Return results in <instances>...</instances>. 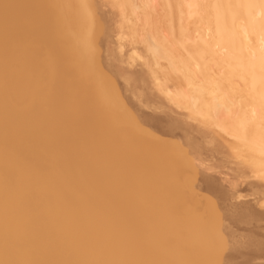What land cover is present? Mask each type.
<instances>
[{"label": "bare ground", "instance_id": "1", "mask_svg": "<svg viewBox=\"0 0 264 264\" xmlns=\"http://www.w3.org/2000/svg\"><path fill=\"white\" fill-rule=\"evenodd\" d=\"M5 1H7V0H5ZM19 1L21 2L22 0H19ZM33 1H36V0H33ZM42 1H41V3H42ZM45 1H47V0H45ZM45 1H44V3H45ZM64 1H62V2H64ZM81 1H83V0H81ZM81 1H79V2L83 3ZM86 1H88V0H86ZM86 1L84 0L85 3H86ZM172 1L173 0H166L165 2H166V7L169 8L170 13L174 14L175 11L180 10L181 3L183 0H176L175 2H172ZM197 1H199V2H197ZM197 1L191 0V2L189 1L188 3H189V5L194 6V8H196V6H199V8H203L205 6L204 3H201L200 0H197ZM204 1L202 0V2H204ZM20 2H18V3H20ZM73 2H75V0H73ZM2 3L5 4V2H2V0L0 2V56H2V55L6 56V55L13 53L14 50L18 48L17 43L21 44V42H18V41L15 42L16 40L14 41V38L16 36H14V38H13V35H11V33L14 31L15 26L12 27L10 24H8L7 19H9L8 18L9 14H6L3 12L4 9H2V7H6V6H4ZM44 3H42V4H44ZM121 3H124L123 0L121 1ZM206 3H207V0H206L205 4ZM26 4L27 3H25V5ZM46 4H47V2H46ZM208 4H209L208 6L210 8H207V9L204 8V9L210 10V13L208 14V18H209L208 20L209 21L206 23L203 22V26L201 27L200 31L198 32V36H197L198 41L194 44V46L183 45L182 51H183V53H185V55L186 54L188 55V58L191 60V63L193 65H196L199 67L198 71H200V74H202L203 77H205L204 80L206 78L213 79L214 75H216V74L221 75L220 85H219L220 89L217 91V93H218L217 97L212 96L215 98V99H213L211 97V95H208V98L210 96L211 99L214 100V101H212L213 103L210 105L211 106L210 108H212L211 111H213V112L221 111L220 112L221 114H222V112L227 113V114L229 113L231 116L238 115L237 116L238 118L236 120H234V122L231 121L230 125L232 124V126L230 127V129H227V130L219 129V130L220 131L223 130L225 132V133L223 132L224 135L227 133L229 135V137L230 136L233 137L237 141L238 145L242 144L243 147H245V149H247L249 151H253L252 154L254 153V156L252 154L251 155H252V157L256 158V160H257L256 164L262 165L264 163V161H263L264 160V0H210ZM9 5H10V3H9ZM11 5H12V3H11ZM30 5L33 6L34 4L32 5L30 3ZM57 5H58V3H57ZM64 5L65 4H63V6ZM84 5H86V4H84ZM185 5H186V3H185ZM67 6H69V5H67ZM73 6H75V5H72V7ZM121 6H122V4H121ZM25 7H27V6H25ZM34 7H36V6H34ZM34 7H31L32 10ZM117 8H119V7H117ZM29 9L30 8L28 7V10ZM65 9L67 10V8H65ZM93 9H95V8H93ZM204 9H199V10H204ZM72 10H74V9H72ZM85 10H86V8H85ZM80 11H82V10H80ZM80 11H79V13H80ZM10 12H11V10H10ZM85 12H87V10ZM129 12H131V11H129ZM29 13L25 14L28 16H25L23 14L25 16V17L23 16V18H25V23L26 22L28 23V20L26 17L31 16V15H29ZM70 13H71V15L73 14L72 11ZM88 13H89V11H88ZM17 14H19V13L17 12ZM64 15H65V12H64ZM13 16L14 15H11L12 18H13ZM14 17H16V16H14ZM37 17L35 18V20L38 19ZM79 17H81V16H79ZM32 18H33V15H32ZM32 18L30 19L31 21H33V19H34V18L33 19ZM66 18H67V16H66ZM87 18H90V17H87ZM56 19H59V18H56ZM10 20H11V18H10ZM40 20H41V18L38 20V22L35 21L34 22L35 24L32 22L35 25L36 30H37V26H39L38 23L43 22ZM83 20H84V18H83ZM23 21H24V19H23ZM23 21L21 23L23 24L22 27H24L23 28L24 30H26V28L29 27L30 25H33L29 21L30 25L26 23L27 24V26H26ZM36 22H37V24H36ZM65 22H66V20H65ZM48 23H49V21H48ZM91 24L93 25V23H91ZM17 26H18V23H17ZM41 26L43 28V25H40V27H39L40 29L38 28L39 30H41ZM45 26L47 27L48 25H46V23H45L44 29L46 28ZM19 27H21V26H19ZM22 27H21V30H22ZM32 27H34V26H31L30 28H32ZM70 27H72V26H70ZM82 28H86V27L84 26ZM35 29L34 28H33V30L27 29L25 32H28V30L34 31ZM47 29H48V27H47ZM17 30L18 31H16V32H19V34H20V32L21 33L23 32V30L20 31V28L19 29L17 28ZM51 30H52V28H51ZM85 30L86 29H84L83 31L85 32ZM42 31H40V33H38L39 31L36 32V38L38 40H40V39L42 40L44 38V35H45L44 33L46 31L44 30L43 35L41 34ZM91 31H92V34H94L93 33L94 32L93 27H92ZM50 32L52 35L53 34L52 32H54V31H50ZM50 32H48V33L46 32V33L50 34ZM14 33H15V31H14ZM25 34L26 33H24L23 35L25 36ZM34 34H35V32H34ZM58 34H60V33H58ZM88 34H89V32H88ZM21 36H22V34H21ZM52 36H49L48 39H51L50 37H52ZM90 36L89 37L92 38L91 34H90ZM86 37H88V35ZM29 38H27V39L29 40ZM74 38H76V37H74ZM94 38H95V35H94ZM22 40H24V39H22ZM34 40H36V39H34ZM19 41H20V39H19ZM32 41H29V42H32ZM78 41H81V40L78 39ZM78 41H76V42H78ZM87 41H89V40H87ZM33 42H32V44H33ZM57 43H59V42H57ZM88 43H90V42H88ZM36 45H38V44H36ZM89 45H91V44H89ZM63 46H64V44H63ZM48 48H50V47H48ZM85 48H87V47H85ZM90 50H93V49L85 50L87 52H85L84 56H83L84 60L87 62L86 66H87L88 71L86 70V67H84V65H80V63L77 60H76L77 62L72 63V64L70 63L71 65L69 64L68 66L67 65L62 66V64H63L62 63L61 65L55 64L56 66L51 65V67L48 68L51 75L57 73L58 71L59 72L63 71V73L64 72L65 73H64V75H61L62 73L61 74L58 73V75L60 74L59 76H55V75L50 76L49 75V78L52 77V78H50L51 79L50 85H52L51 86L52 89L50 88L51 89V90H49L50 93L47 90L45 91V94H47V96L45 95L44 98L45 97L48 98V100H46V101L45 100L43 101L42 99L38 100L37 99L38 97L37 98H35V97L30 98L31 97L30 96V97L25 98L24 97L25 95L23 97L21 96L22 99L20 96H18L17 99L15 100V97H14L15 95L13 93H11V97L6 98L9 96L10 90L12 91L15 87H18L17 85L20 84L19 86H21V84L23 85V83H25L24 78H25V75L27 73H25V75L15 73L14 70H12L13 68L10 70V67L9 68L7 67L8 64H6V61H4L5 62L4 64H6L7 66L3 65V63L2 64L0 63V77L1 76L3 78H5L7 76L9 77V79H8L9 82L8 83L6 82L7 84H6V86L4 85L5 87H2L3 84H0V264H161V263H164L165 261L166 262L168 261V264L170 261H172V263L170 262V264H178V262L180 264V262L182 260L186 261L187 264L188 263L189 264H191V263L200 264V261L202 263L203 260H206V259H202L203 256H207V254H209V253L212 256L213 253L211 251L214 252V249H216L218 246H219L218 250H223V255L220 258V260L222 258H224V256L226 257L227 255H224V249L223 248L220 249L221 248L220 246L223 245L222 247H224L226 245V244H223L224 242H226L225 239L221 240L220 239L221 237L220 238L218 237L220 241H223V240H225V241H223V243H220L222 245H219V243H217V242H219V240L217 238L218 241L217 242L215 241L217 244H215V242H214V245L211 244L212 246L209 245V243H211V241H212V240L211 241L209 240V239H211V236L208 237V235L204 234L205 235L204 238L206 239L208 237L209 238L208 241H210L209 243H207V245L204 244V242H201V240H199L198 237L203 233L202 228L204 226H207V225L203 226V224H205L204 223L205 221L203 222V220H202L203 218L198 219L199 217H204V214L202 213L203 215L200 216V214L197 213L198 208H197L196 203H195L196 208H194L195 206H187L190 208L189 209L186 208L187 210L182 211L183 213L180 212V214L182 213V216H183V217H180L181 215L179 213H178V215L175 213H172V212L167 214L166 211H168L167 209H169V208H167L166 206H165L166 210L165 209L163 210V212H166V213L163 214V212H161L162 208H160V207H162L164 205L166 197H163V195H162L163 192L159 191L158 190L159 188L156 189L158 192H155L156 190L155 191L152 190L153 192L150 190V193H148L149 192L148 189H150L151 188L150 187V188H147V191H146L147 193L145 191H142L144 193L141 192V194H139V193H137V194L136 193H129V194L126 193L128 190L125 191L124 190L125 188L123 189L122 187H125V186L131 187V185H134L133 182L138 183V181H141V180H135V181L129 180L127 182L125 181V183H127V184H124L123 183L124 181L121 180L119 175H121L123 172L125 173L126 170H127L126 171L127 173L129 171H132L133 170L132 167L130 168L127 166V168L132 169L129 171L127 168H125L126 170L124 171L123 167H122L123 170H121V168L118 167L116 164L107 163V161L105 160V154L113 155V154L117 153L118 150H126L124 148H127L126 147L128 144L127 142H125L124 144L121 142V144L119 143V145L115 144L111 147L109 146L110 147L109 149H104L103 148L104 146H102V144L99 142V140L90 136L91 138L90 137L88 138L89 141H87V139H86V141L88 143L87 144L85 143V145L83 144V142H82L84 140L83 138L86 136L84 131L86 132L87 127H89L90 125L94 124L96 121L99 120L98 118H95L96 114L99 115V113H101L104 110L103 111L105 113L104 115L105 116L107 115L106 110L103 107L106 105L107 102H108L107 104L109 105V103H111L110 101L112 100L111 99L109 101V99L108 100L107 99H101L102 100L101 101L100 99H98V100H95V102L93 101L94 106L92 108H86L84 106V102L82 99L87 98L86 97L87 95L89 97L91 94V91L94 90V89H92L93 85H91L92 84L91 82H93V79L90 80L88 78L91 76L89 73L90 69L92 68V66L97 61V54H96V52L92 53V51H90ZM79 51H82V50H79ZM35 53H37V52H35ZM53 54H54V52H53ZM98 54H99V52H98ZM35 55L38 57L39 53L35 54ZM98 57H99V55H98ZM71 60L73 61V59H71ZM66 62H67V60H66ZM59 63H61V62L59 61ZM93 67L95 68L96 64ZM88 68H90V69H88ZM65 69H66V71H64ZM84 70H86V72H84ZM12 71L14 72L13 74H12ZM15 71H16V69H15ZM24 72H26V71H24ZM81 73H86V74H81ZM87 73H89L88 77H87ZM91 74L93 76V73H91ZM31 78H32V76H31ZM46 79H45V81H46ZM36 80H38V79H36ZM41 80H40V82H41ZM32 82H34V81H32ZM99 82H101V81L99 80ZM28 83H26L25 85H28ZM38 83H37V85L34 84V86H30V87L28 85V88L29 89L33 88V91L35 90V93L37 90H40V89L43 90V88L40 87L41 85L38 86ZM10 86L13 89H10L9 88ZM25 87H27V86H25ZM97 88H100V87H97ZM208 88H209V86L207 87V90L210 91V93H212L214 91V89H211V88L208 89ZM8 89H10V90L8 91ZM90 89H91V91H90ZM26 91H27V89H26ZM104 91H107V90H104ZM121 91H123V90L121 89ZM234 91L243 92L244 94L246 93V94H248L247 96L249 97V101H246V104H242L241 107L239 106L240 110H238V108H239L238 104H237L238 101L236 102V99L239 97V94L234 92ZM19 92H20V89H19ZM46 92H48V93H46ZM93 92L95 93V91H93ZM15 93H17V92H15ZM233 93L238 94L237 95L238 97L236 99H235V94H233ZM102 95H103V93H102ZM116 95H118V94H116ZM116 95L114 97H116ZM106 96H107V94H106ZM110 96H111V94H110ZM241 96H242V94H241ZM241 96H240V98H241ZM119 97L121 98V95H119ZM23 98H25V99H23ZM96 98H98V96ZM111 98H112V96H111ZM240 98H238V99H240ZM55 99L60 100V102L58 103V104H60L58 106V108L56 110H53V111H49V110L45 111L44 110L45 106L47 104H49L51 101H54ZM115 99H119V98H115ZM121 99H120L121 102L117 101V100H115V101L112 100V101L118 103V104L115 103L116 106L117 105L119 106L120 103L125 104L126 101H125V103L123 101L125 99H122V100ZM103 100H104V103H103ZM240 101H241V99L239 100V103H241ZM54 102H51V103L53 104ZM127 102H128V100H127ZM15 103H21L22 106L20 108H17V110L10 109V108H12L10 106H13ZM125 105H127V107L130 109L128 104H125ZM72 106H73V108H72ZM110 107H112V105ZM113 107H114V105H113ZM128 108H126L127 111H128ZM7 110L10 112H8ZM131 110L132 109H130V111ZM108 111L110 113V111H112V108H110ZM130 111L128 112V114L130 113ZM89 113L95 114L94 118L92 117L93 116L92 115L89 118L90 122H88V123H86V121L80 122L79 119H81V117L83 115L89 114ZM131 114H132V112H131ZM112 115L114 116V114H112ZM137 115L138 114H136V116H134V117L136 118ZM100 116H98V117H100ZM105 116H103L102 118H105V119L108 118ZM129 117H131V115L128 116V118ZM85 118H86V115H85ZM135 118L131 117L129 120L131 121L132 119H135ZM228 118H230V117H228ZM91 119H93V120H91ZM217 119H218V117H217ZM113 120H114V118L112 120H110L111 123H113L112 122ZM137 120H138V118H136V121ZM136 121H135V123H139L138 121L137 122ZM107 122H108V120H107ZM133 122L134 121L129 122V123H133ZM98 123H100V122L98 121ZM102 124H103V122H102ZM194 124H196V123L194 122ZM107 125H108V123H107ZM103 126H104V124H103ZM105 126H106V124H105ZM105 126H104V128H105ZM145 126L142 125L141 127H139V126L138 127L140 129V128L145 127ZM95 127L93 126V128H95ZM208 127H207V129H208ZM98 128H99V126H98ZM106 128H108V127H106ZM113 128H114V125H113ZM120 128H122V127H120ZM150 128H151V126H150ZM219 128H220V126H219ZM139 129L136 128V130H138L137 132H139ZM145 129H143V130H145ZM100 130H98V132ZM116 130H118V129H116ZM150 130L151 129H149L147 131H150ZM191 130H192V128H191ZM217 130L218 129H216V131ZM119 131H117V132H119ZM106 132L107 131L102 132V134H100V136L105 137V140H104L105 142L107 139L106 137L109 136V139L107 141L108 144L110 143L111 139H115V138L119 139V134L121 133V132L120 133H113V135H111L109 133L106 134ZM217 132H219V131H217ZM111 133H112V131H111ZM148 133H150V132H148ZM218 134L220 135V133H218ZM87 135H89V133ZM124 135L126 136L125 133H124ZM124 135H123V137H125ZM150 135L152 136L151 133H150ZM154 135H156V133L153 132V136ZM93 136H94V134H93ZM96 137H98V136H96ZM120 137H121V135H120ZM135 137L136 138H134V140L138 138L137 136H135ZM156 137H157V135H156ZM160 137H161V135H160ZM132 138H133V135H132ZM180 138L178 137V139H180ZM226 139H228V138H226ZM101 140H102V138H101ZM140 140H141V138H140ZM168 140H167V142H168ZM175 140H176V138L174 139V141ZM238 140H239L240 144H239ZM113 141L114 140H112V142ZM143 141H144V139H143ZM131 142H133V141H131ZM177 142L179 144H182V142H179V141H177ZM156 143H157V141H156ZM169 143H167V144L169 145ZM173 143H174L173 144V146H174L176 143L175 142H173ZM117 144H118V141H117ZM164 144H163V146H164ZM132 145H133V143H132ZM132 145L130 147L135 146V145H133V146ZM149 145L151 146V144H149ZM176 146H177V144L175 145V147ZM183 146H182L180 152H184L185 150H186V152H188L187 149L182 151V149H184ZM208 146L209 145H207V147ZM230 146H232V145H230ZM165 147H166V145H165ZM169 147H170V145L168 146V149H169ZM171 147H172V145H171ZM180 147H176V149L180 148ZM105 148H108V147H105ZM236 148H237V144H236ZM2 149H6V150H2ZM142 149L144 152V148H142ZM150 149L152 150V148H150ZM134 150L137 151V149H134ZM156 150H157V148H156ZM243 151H244V149H243ZM171 152H173V151H171ZM175 152H173V153H175ZM136 153L134 152L135 156H136ZM154 154H157V151H156V153L154 152L153 155ZM167 154H169V153H167ZM236 154H238V151L234 154L237 157ZM130 156H134V155H130ZM146 156H148V155H146ZM170 156H168L167 158H169ZM156 157H157V155H156ZM174 157H176V154ZM190 157H192V156H190ZM190 157H187V159L189 158L188 160H186V158H184L183 160H185L187 163H188V161L192 162V161H190V159H191ZM248 157H250V156L249 155L246 156L247 160H248ZM139 158H138V160H140ZM157 158H155V159H157ZM182 158H183V154H182ZM193 158L194 157H192V160H193ZM237 158H239V157H237ZM242 158H244V157H242ZM150 159H151V157H150ZM176 159H178V158H176ZM253 159L251 161H253ZM261 160H262V162H261ZM185 161H183V163ZM128 162L130 163V161H128ZM134 162H136V161H134ZM154 162H156V161H154ZM87 163H89V166H85ZM131 164H134V163L131 162L130 165ZM136 164L137 163H135V166H136ZM154 164H156V163H154ZM169 164H170V162H169ZM127 165H128V163H127ZM143 165H146V164H143ZM178 165H179V163H178ZM202 165L203 164H201V167H202ZM160 166H161V164H160ZM155 167H156V165H155ZM168 167H170V165ZM262 167H264V166H262ZM143 168H145L147 170V167L143 166ZM138 169H137V171H138ZM164 169H165V167H164ZM168 169L170 170L171 168H168ZM142 171H144V170H142ZM151 171L154 172L153 170H151ZM159 171H161V170H159ZM192 171L193 172L195 171V173L193 175L196 177L197 176V175H195L196 170L194 169ZM197 171H199V169ZM167 172H168V170H167ZM259 172L260 171H258V173ZM154 173L151 175H154ZM197 174H198V172H197ZM131 176H133V175H131ZM147 176L145 177L146 180H148L150 174H149L148 178H147ZM263 176L262 177L260 176V177H261V179L264 180ZM137 177H138V175H137ZM142 177L143 176H140V178H142ZM159 177H158V179L155 180L156 182H157V180H161V178L159 179ZM174 177H175V175H174ZM254 177L257 178V175ZM169 178H171V177H169ZM226 178H227V176H226ZM258 178H259V176H258ZM14 179H17L18 183H16V181L14 182ZM135 179H137V178L135 177ZM171 180H172V178H171ZM193 180L195 182V178ZM150 181H152V179ZM162 181H164L163 177H162L161 181H158V183H160ZM128 182H130L131 184L128 185ZM164 182H166V181H164ZM197 182H196V184H197ZM139 183H140V186L138 185L139 188H142L141 182H139ZM158 183H155V184H158ZM171 183H172V181H171ZM181 183H179V184L181 185ZM227 184H229V183L227 182ZM136 185L137 184H135L134 186L136 187ZM147 185H148V187L150 186L149 183ZM158 186H160V185H158ZM166 186L169 187V185H166ZM177 186H179V185H177ZM228 186H230V185H228ZM171 187H173V184H171ZM155 188H153V189H155ZM231 188H233V186ZM144 189H146V188H144ZM179 189H181V188H179ZM201 189H202V187H201ZM161 190H163V188ZM173 190L174 189H172V191ZM188 190H191V188ZM194 191H196V190H194ZM160 192H162V193H160ZM165 194H167V193H165ZM237 194H238V192H237ZM187 195H190V194L187 193ZM206 195H204V196H206ZM234 195L236 196V194H234ZM241 195H242V193H241ZM190 196H192V195H190ZM198 196H199V194H198ZM210 196H212V195H210ZM243 196H245V195L243 194ZM176 197H175V199H176ZM183 198H185V197H183ZM238 198H239L238 200H240V198H241L240 195ZM253 198H254V196H253ZM187 199H188V197L185 200H187ZM167 200L169 201L170 199H167ZM193 200H195V198L192 199V205H193ZM204 200H206V199H204ZM212 200H214V199H212ZM238 200H236V201L239 202ZM234 201L235 200H233V202ZM189 202H191V200H189ZM189 202L187 201V203H189ZM184 203L186 204V202H184ZM213 203H215V202L213 201ZM261 203H264V202H261ZM178 204L179 203H177V206H178ZM189 204H191V203H189ZM169 205H168V207H170ZM215 205H216V203H215ZM262 205L263 204H261V207H263ZM177 206L174 205L175 208ZM183 206H185V205H183ZM205 206H206V204H205ZM205 206L202 205V207H204V208H205ZM179 207H178V209L184 208V207H180V208ZM219 208L216 210V211H218V213L222 211V210L219 211L220 210ZM215 209H213V210H215ZM175 210L177 212V209H175ZM200 210H199V212H200ZM225 213H229V212H225ZM196 214H198V216ZM205 214H206V211H205ZM211 215H212V213H211ZM214 216L215 215H213V217ZM211 218H212V216H211ZM24 219H27L30 221L29 225H30V229L32 226V228H33L32 230L28 229L27 224H25ZM219 219H221V218H219ZM226 219H227V217H226ZM208 220H209V217H208ZM214 220H217V219H214ZM212 222H214L213 218H212ZM220 222L221 221H219V223ZM210 224H208V226H210ZM228 224H229V222H228ZM238 224H240V223H238ZM212 225H214V224H212ZM219 226H221V224ZM210 227H209V229L211 231L212 227L211 228ZM230 227L231 226H229V229H230ZM204 228H206V227H204ZM213 228L217 229V231H218V228H215V227H213ZM206 229H208V227ZM217 231L214 233H217ZM179 232H183V236L186 232L185 236L184 237L182 236L181 241L179 240L180 236L177 235V234H180ZM205 232L206 231H204V233ZM207 232H209V230ZM197 233H200L195 239V241H197V242L194 241L195 242L194 243L193 242L194 239H192L193 243H191V241H190V244L188 242L189 245L187 243L185 244V241H183V239H185V237L192 235V238H193V236L197 235ZM209 233H211V232H209ZM224 233H226V232H224ZM187 234H188V236H186ZM218 235H220V234H218ZM218 235H216V236H218ZM222 235H225V234H222ZM170 236H173V237L170 238ZM243 236L244 235L242 234V237ZM212 237H214L213 240H215L216 237L214 235ZM247 237L248 236L243 237V238H245V241L247 240L246 239ZM168 238L171 240V242ZM202 238H203V236H202ZM222 238H223V236H222ZM164 239H167L168 241L165 243H161V242H164ZM189 239H191V238H188V240ZM152 240H154V242ZM176 240H178L179 242H183V245L185 244L184 245L185 248L182 246V244L180 246L178 244L179 242ZM202 240L205 241L204 239H202ZM229 240L230 241L233 240V237H232V239H229ZM151 241L154 243L155 249L150 247V244L152 243ZM157 241L160 243H158ZM172 241H174L176 246L177 245L178 246L174 247V243H172ZM206 241H205V243H206ZM153 243L151 245H153ZM156 243H157V246H156ZM212 243H213V241H212ZM158 244L159 245L164 244L162 248L165 247V250L161 248V251H165V253L163 252V254H162V252L160 251V247H158L159 246ZM165 244L172 245V249H170L171 246H169V245L167 246ZM228 244H229V242H228ZM230 246L231 245L229 244V247ZM178 247L179 248L181 247L180 250ZM182 247L184 249H186L185 250L186 253H183L185 251ZM166 248H168V250L170 252L172 250L171 254L174 253L173 251L175 250V253L172 254L171 257L177 256L176 258L179 260H177L176 258H175V260L173 258H171L169 253L166 254V251L169 252ZM225 248H226V246H225ZM235 248H238V247H235ZM181 249H183V251H181ZM156 251L161 252L160 254H162V256L166 255L167 257L158 256L159 252L157 254ZM228 251H229V249H228ZM187 252H188V255H187ZM192 252L194 254H189ZM177 253H178V255H177ZM182 253L184 254V257L182 255ZM221 253H222V251H221ZM219 255L217 254L218 257H219ZM178 256H181L182 258H180ZM192 256H195V257L192 258ZM170 258H171V260H170ZM189 258H192V259L201 258L202 260L196 259L194 261V260L189 259ZM213 259H214V255H213ZM212 260H211V258H210V260L208 259L209 262H207V263H210ZM218 260L216 259V261H218ZM222 260L220 261L221 264H223V262H225L224 261L225 259L223 261ZM184 261H182V262H184ZM197 261H199V262H197ZM214 261H213V263L212 262L211 263L214 264ZM256 261H257V259H256ZM182 262H181V264H182ZM259 263H261V261ZM216 264H217V262H216Z\"/></svg>", "mask_w": 264, "mask_h": 264}, {"label": "rangeland", "instance_id": "2", "mask_svg": "<svg viewBox=\"0 0 264 264\" xmlns=\"http://www.w3.org/2000/svg\"><path fill=\"white\" fill-rule=\"evenodd\" d=\"M36 1L22 0L20 2L19 0H7V1L2 0V2H5V4L4 3H2V4L4 6H6V7H2V9H4L3 12L6 14H9V17H8L9 19H7V22L12 27L15 26L14 27L15 33L13 31L12 32L13 34L11 33V35H13V38H14V36H16L14 38V41L16 40L15 42H17V41L21 42V44L17 43L18 48L16 47L17 49H15L13 53L6 55V56H4V55L0 56V58H1L0 63L1 64L3 63V65H5V66H7L6 64H8L7 67L8 68L10 67V70L13 68L12 70H14L15 73L24 74V75H25V73H27L25 75V78H24L25 83H23V85L21 84V86H19L20 84L17 85L18 87H15L14 89L10 86L9 88L13 89V90L11 91L10 89H8V91L10 90L9 96L6 98L11 97V93H13L15 95L14 96L15 100L17 99L18 96L23 97L24 95H25L24 96L25 98L31 96L30 98H34V97L37 98L38 97L37 98L38 100L39 99H42L43 101L48 100V98H46V97L44 98V96L45 95L47 96V94H45L46 90L50 93L49 90L52 89V87H51L52 85H50L51 84L50 78H52V77L49 78V75L50 76H52V75L53 76L54 75L59 76L61 73H62L61 75H64V73H65V72L63 73V71H60V72L58 71L57 73L51 75L48 68H50L51 65L56 66V65H61L62 63L64 64V65L62 64V66H65V65L68 66L70 63L72 64V63H75L78 61L80 63V65H84V67H86V70H87V66H86L87 62L84 60L83 56H84V53L87 52L85 50L93 49L90 51H92V53L96 52L97 61L95 62V64H96L95 68L93 67L95 64L92 66L91 69L88 68V69H90L89 73L91 76H92L91 73H93V76L92 77L90 76L91 78L89 77L88 79H90V80L93 79V82H91L92 84L90 82L89 83L91 85H93L92 89H94V90L91 91V89H90V91H91L90 96L88 97V95H87L86 96L87 98L82 99L84 102V106L86 108H92L94 106L95 100H98V99H100V100L101 99H107V100L109 99V101L112 99L114 101L115 100L120 101V99L122 98V99H125V100H123L124 103L126 101L125 104H128V106L132 110L130 111V109L127 107V105L122 104V103H120L121 105L119 104V106L118 105L116 106L115 105L116 102H113L112 100L110 101L111 103H109V105L107 104L108 102L107 103L105 102L106 105L103 108L106 110L107 115L106 116L104 115L105 113L103 112L104 111L103 109H102L103 111L101 113H99V115L96 114L95 118H98L99 119L98 121L101 124L98 123V121H96L97 123L95 122L94 124L87 127L86 132L84 131L86 136L83 138L84 139L82 141L83 144L85 145V143L86 144L88 143L87 141H89L88 138L90 136L99 140V142L102 144V146H104L103 147L104 149H109L111 146H113L115 144L119 145V143L121 144V142L123 144L125 142H127L128 143L126 146L127 148H124L126 150H118V152L113 154V155L105 154V160L107 161V163L116 164L118 167L121 168V170L124 169V171H125L126 170L125 168H127V166L130 168L132 167L133 170L130 168H127L128 171L129 170H132V171H129L127 173L126 172L127 170H126L125 173L123 172L121 175H119L121 180L124 181L123 182L124 184H127V183H125V181L127 182L129 180L130 181L141 180V181H138V183L133 182L134 185L137 184L136 187L134 185H131V187L127 186L128 188L126 186L122 187L123 189L125 188L124 189L125 191L128 190L126 193H128V194L129 193L141 194L142 191L146 192L147 188L151 187L150 189H148L149 190L148 193H150V190L155 191L156 189L159 188L158 190L163 192V193L160 192V193H162L163 197H166L164 205L162 207H160V208H162L161 212H163L164 209L166 210V207H167V208H169V209H167L168 211H166L167 214L172 212V213H175L178 215V213L180 214V212L187 210L186 208H188V209L190 208L187 206H195L194 208H196V204H197V208H198L197 213H199L200 216H202L204 214V217H199L198 219L203 218L202 219L203 222L205 221L204 222L205 224H203V226L207 225L204 227H206V228L208 227V229H206L204 227H203L204 229L202 228L203 233L198 238H199V240H201V242H204V244H206V245L211 240L213 241V243L211 241V243H209V245H211V244L214 245V242L215 241L217 242L220 237H221L220 238L221 240L222 239L226 240V242H224V243H223V241H225V240H223V241L219 240V242H217V243H219V245H222L220 243L226 244L225 245L226 248H225V246L222 247L223 245L220 246L221 247L220 249H222V248L224 249V255H227L226 257L224 256V258H222L223 260L225 259L224 260L225 262H223V264L224 263L225 264H264V256H263L264 255V225H263L264 224V208H263L264 203H261V202H264V180L261 179V177L264 175V173H263L264 167H262V166H264V163L262 165L260 164L261 166L257 165L256 164L257 163L256 158L252 157V155L254 156V153L252 154L253 151H249V150L245 149V147H243L242 144L238 145L237 141L233 137H231V136L229 137V135L227 133L224 135L223 134L224 131L219 130V129H224V130L230 129V127L232 126V124L230 125L231 121L234 122V120H236L238 118L237 117L238 115L231 116L229 113L227 114V113L222 112V114H221L220 113L221 111H217V112L211 111L212 108H210L211 107L210 105L213 103L212 101H214L213 100V99H215L214 97H217V95H218L217 91L220 89L219 85H220L221 75L216 74V75H214L213 79L206 78L204 80L205 77H203V75L200 74V71H198L199 67L196 65H193L191 63V60L188 58V55L187 54L185 55V53H183V51H182L183 45L194 46V44L198 41V38H197L198 32L200 31L201 27L203 26V22L206 23L209 21L208 20L209 19L208 14L210 13V10L209 9L205 10V9L210 8L208 6L209 5L208 3L210 0H207L206 4H205L206 0L205 1L203 0L204 2H202V0H200L201 3H204V5H205L204 6L202 4L204 6L203 8H199V6H196V8H194V6H191L188 3L189 1L191 2V0H188V1L183 0L184 2L182 1L180 10L175 11L174 14H171L169 11V8L166 7V2H165L166 0H141V1L140 0H123L124 3H121L122 0H118V1L117 0H88V1L85 0L86 3L84 2V0L83 1H81V0L76 1L75 0V2H73V0L72 1L71 0H65V1L64 0H58V1L57 0L56 1L55 0H50V1L49 0H47V1L41 0L42 3H44V1H45L44 4H42L40 0L39 1L36 0ZM62 1H64V2H62ZM79 1L83 2L87 6L84 5L83 3H80ZM175 1L176 0H173L172 2H175ZM195 1H197V0H195ZM0 2H1V0H0ZM18 2H20V3H18ZM46 2H47V4H46ZM197 2H199V1H197ZM9 3H10V5H9ZM11 3H12V5H11ZM25 3H27V4L25 5ZM30 3L32 5L33 4L34 5L31 6ZM57 3H58V5H57ZM185 3H186V5H185ZM63 4H65V5L63 6ZM66 4L69 6H67ZM71 4L75 5V6L72 7ZM121 4H122V6H121ZM25 6H27V7H25ZM30 6L31 7L36 6V7H34L32 10V8ZM28 7L30 8L29 10H28ZM115 7L116 8L119 7V8L116 9ZM65 8H67V10ZM76 8L77 9L79 8V9L77 10ZM85 8H86L87 12H85L86 11ZM93 8H95V9H93ZM72 9H74V10H72ZM199 9H204V10H199ZM10 10H11V12H10ZM80 10H82V11H80ZM128 10L131 12H129ZM71 11L73 13L72 15L70 13ZM79 11L81 14L79 13ZM88 11L90 14L88 13ZM17 12L20 15L17 14ZM27 12L28 13L30 12L29 15H31L30 16L31 18H32V15L34 18V19L32 18L33 21H31L30 17H26L28 20V23L26 22L27 24L30 25V23H32V22L33 23L35 21L38 22V20L40 18H41L40 21H43L42 23L41 22L38 23L39 26H37V30L35 29L36 28L34 25L35 23L34 24L32 23L33 25H30L27 28L25 27L26 30L27 29L33 30V28H34L36 31L35 30L34 31L28 30V32H25L26 30H24L23 29L24 27H22L23 24L21 22L23 21V19H24V21H23L24 24L27 26V24L25 23V18H23V16L25 14H28ZM64 12H65V15H64ZM11 15H14L16 17L13 16V18H12ZM25 16H28V15H25ZM66 16H67V18H66ZM79 16H81V17L83 16V17L81 18ZM36 17L38 19L35 20ZM87 17H90V18H87ZM10 18H11V20H10ZM56 18H59V19H56ZM83 18H84V20H83ZM65 20H66V22H65ZM88 20L89 21L91 20V21L89 22ZM29 21H30V23H29ZM48 21H49V23H48ZM37 22H36V24H37ZM44 22L46 23V25H48L47 27L49 30L47 29L46 26H45L46 28L44 29V25H45ZM17 23H18V26H17ZM91 23H93V25ZM40 25H43V28L41 26V30H39ZM19 26H21L23 32L26 33L25 36L23 35L24 34L23 32L22 33L20 32V34H19V32H16V31H18L17 28L18 29L20 28V31H22L21 27H19ZM31 26H34V27L30 28ZM70 26H72V27H70ZM84 26L86 28H82ZM50 27L52 28V30ZM92 27H93V31H94L93 33L94 34H92V31H91ZM82 29L83 30L86 29L85 32ZM44 30L47 33L50 31H54V32H52L53 36L51 35V32H50V34H47L45 32L44 38L42 40L41 39L38 40L36 38V32L39 31L38 33H40V31H42L41 34L43 35ZM34 32H35V34H34ZM88 32H89V34H88ZM58 33H60L61 35ZM21 34H22V36H21ZM90 34L92 35V38H90L91 37ZM87 35H88V37H86ZM94 35H95V38H94ZM49 36H52L50 38L51 39L53 38V39L52 40L48 39ZM74 37H76V38H74ZM27 38H29V40ZM19 39H20V41H19ZM22 39H24V40H22ZM34 39H36V40H34ZM78 39L81 41H78ZM86 39L89 41H87ZM29 41H32L33 44H32V42H29ZM76 41H78V42H76ZM57 42H59V43H57ZM86 42L87 43L90 42V43L87 44ZM36 44H38V45H36ZM63 44H64V46H63ZM89 44H91V45H89ZM48 47H50V48H48ZM85 47H87V48H85ZM79 50H82V51H79ZM35 52H37V53H35ZM53 52H54V54H53ZM98 52H99V54H98ZM34 53L35 54L39 53L38 57ZM98 55H99V57H98ZM71 59H73V61ZM66 60H67V62H66ZM4 61H6V64H4L5 63ZM59 61L61 63H59ZM15 69H16V71H15ZM86 70H84V72H86ZM24 71H26V72H24ZM64 71H66V69ZM14 72L12 71V74ZM58 73H60V74L58 75ZM89 73H87V77H88ZM81 74H86V73H81ZM31 76H32V78H31ZM8 79H9L8 76L5 78H3L2 76L0 77V81H1L0 84H3L2 87L6 86V84L9 82ZM36 79H38V80H36ZM45 79H46V81H45ZM40 80H41V82H40ZM99 80L101 82H99ZM32 81H34V82H32ZM26 83H28L29 87L34 86V84L37 85V83H38V86L41 85L40 87H42L43 90L42 89L37 90L35 93V90L33 91V88L29 89L28 85H25ZM25 86H27V87H25ZM208 86H209L208 89H210V88L214 89V91L212 93H210V91L207 90ZM97 87H100V88H97ZM19 89H20V92H19ZM26 89H27V91H26ZM121 89L123 91H121ZM104 90H107V91H104ZM93 91H95V93ZM15 92H17V93H15ZM48 92H46V93H48ZM234 92L239 94V97H238L237 96L238 94L233 93V94H235V99L237 97L240 98V96L242 94V96L240 98L241 103H239L240 99H238V98L236 99V102L238 101L237 102L238 107L239 106L241 107L242 104H246V101H249V97L247 96L248 94H246V93L244 94L243 92H237V91H234ZM102 93H103V95H102ZM106 94H107V96H106ZM110 94H111L112 98H111ZM116 94H118V95H116ZM115 95H116V97H114ZM119 95H121V98L119 97ZM208 95H211V97L214 96V97H212L213 99H211L210 96L208 98ZM97 96H98V98H96ZM22 97H21V99H22ZM25 98H23V99H25ZM115 98H119V99H115ZM127 100H128V102H127ZM54 101H51V102H54ZM51 102L49 103L50 105L47 104L45 106V109H44L45 111L56 110L58 108V106L60 105V104H58L60 102L59 99L56 100L53 104ZM103 103H104V100H103ZM116 104H118V103H116ZM111 105H112V107H110ZM113 105H114V107H113ZM21 106H22L21 103H15L13 106H10V107H12L10 109L17 110V108H20ZM240 107L238 108V110H240ZM72 108H73V106H72ZM110 108H112V111H110V113L112 112L111 114L108 111ZM126 108H128V111ZM10 111H8V112H10ZM129 111H130L129 114L133 118H135L134 116H136V114H138L136 118H138L137 121L140 124L135 123L136 118L132 119L131 121L129 120L131 118V117L128 118V116H130L128 114ZM131 112H132V114H131ZM89 114H85L86 118H85V115H83L81 117V119H79L80 122H83V121H86V123L90 122L89 118L92 115H93L92 117L94 118L95 114H93V113H89ZM112 114H114V116ZM97 115L98 116L101 115V116L98 117ZM103 116L108 117V118H106V119L102 118ZM217 117H218V119H217ZM228 117H230V118H228ZM113 118H114V120L112 121L113 123H111L110 120H112ZM102 119L103 120L105 119L106 121L105 120L103 121ZM91 120H93V119H91ZM107 120H108V122H107ZM132 121H134V122L129 123ZM102 122H103L104 126L106 124L105 128H104ZM194 122L196 124H194ZM107 123H108V125H107ZM141 124L143 126L146 125L145 127H142L143 129H145V128L147 129L149 127L147 130L151 129L152 131L151 130L147 131L146 129L143 130L142 128L139 129V127L142 126ZM113 125H114V128H113ZM93 126L94 127L96 126V127L93 128ZM98 126H99V128H98ZM119 126L122 128H120ZM150 126H151V128H150ZM219 126H220V128H219ZM106 127H108V128H106ZM207 127H208V129H207ZM115 128L118 130H116ZM136 128L139 129V132H137L138 130H136ZM191 128H192V130H191ZM216 129H218L217 131H219V132H217ZM98 130H100L101 132L100 131L98 132ZM104 131H107L106 134L109 133L111 135H113V133H120V132L121 133L119 134V139H117V138H115L116 140L111 139V141L109 143L110 145H109L107 143L109 136L106 137L107 138L106 142L104 141L105 137L100 136V134H102V132H104ZM111 131H112V133H111ZM117 131H119V132H117ZM148 132H150L152 134V136ZM153 132L156 133L157 137H156V135H154L155 137L153 136ZM88 133H89V135H87ZM92 133L94 134V136ZM124 133L126 134V136L124 135ZM218 133H220V135ZM120 135H121V137H120ZM123 135L125 137H123ZM132 135H133V138H132ZM160 135H161V137H160ZM96 136H98V137H96ZM135 136H137L138 138L134 140V138H136ZM100 137L102 138L103 141L101 140ZM178 137L179 138L181 137V138L178 139ZM140 138H141V140H140ZM175 138H176V140L174 141ZM226 138H228V139H226ZM86 139H87V141H86ZM143 139L145 142L143 141ZM112 140H114V141L112 142ZM167 140H168V142H167ZM117 141H118V144H117ZM131 141H133V142H131ZM156 141H157V143H156ZM177 141L182 142V144H179ZM173 142H175L177 144L176 147H180L181 145L182 146L184 145L183 146L184 149H182V151L187 149L188 152H186V150L184 152H180L182 146L180 148L176 149V147H175L176 144L173 146V144H174ZM238 142H239V140H238ZM132 143L135 146H133ZM167 143H169V145H170L169 149H168L169 145ZM149 144H151V146ZM163 144H164V146H163ZM236 144H237V148H236ZM239 144H240V142H239ZM131 145L133 147H130ZM165 145H166V147H165ZM171 145H172V147H171ZM207 145H209V146L207 147ZM230 145H232V146H230ZM105 147H108V148H105ZM155 147L157 148V150ZM142 148H144V152H143ZM150 148H152V150ZM134 149H137V151ZM243 149H244V151H243ZM2 150H6V149H2ZM170 150L173 152L176 151L177 153L176 152L173 153ZM133 151L135 153L137 152L136 156H135ZM156 151H157V154H154L155 155L154 156L153 153L154 152L156 153ZM235 151L236 152L238 151V154H236V155L239 158H237L234 155L236 153ZM166 152L169 153L171 156L169 154H167ZM175 154H176V157H174ZM182 154H183V158H182ZM130 155H134V156H130ZM146 155H148V156H146ZM156 155H157V157L158 156L159 157L157 158ZM167 155L170 157L167 158L168 157ZM247 155L250 156V157H248V160L246 159ZM190 156L194 157L193 160H192V157H190ZM150 157H151V159H150ZM187 157H190L191 158L190 161H192V162L188 161V163H187L185 160H183L184 158H186V160H188L189 158L187 159ZM242 157H244V158H242ZM138 158L140 160H138ZM155 158H157V159H155ZM176 158H178V159H176ZM199 159L200 160L202 159V160L200 161ZM252 159H253V161H251ZM128 161H130V163L132 162L134 164L130 165V163ZM134 161H136V162H134ZM154 161H156V162H154ZM183 161H185V162L183 163ZM169 162H170V164H169ZM261 162H262V160H261ZM127 163H128V165H127ZM135 163H137L136 166H135ZM142 163L146 164V165H143ZM154 163H156V164H154ZM178 163H179V165H178ZM160 164L162 167L160 166ZM201 164H203L202 167H201ZM155 165H156V167H155ZM169 165H170V167H168ZM85 166H89V163H87ZM143 166L147 167V170L145 168H143ZM122 167H123V169H122ZM164 167H165V169H164ZM168 168H171V169L169 170ZM137 169H138V171H137ZM150 169L153 170L155 173L152 172ZM194 169L196 170V174H195V175H197L196 177L193 175L195 173V171L193 172L192 170H194ZM198 169H199V171H197ZM142 170H144V171H142ZM159 170H161V171H159ZM167 170H168V172H167ZM258 171H260L261 173L260 172L258 173ZM197 172H198V174H197ZM153 173H154V175H151ZM149 174H150V176H149ZM131 175H133V176H131ZM137 175H138V177H137ZM147 175L149 176V178ZM174 175H175V177H174ZM256 175H257V178L254 177ZM140 176H143V177L140 178ZM146 176H147L148 180L145 179ZM226 176H227V178H226ZM258 176H259V178H258ZM135 177L137 179H135ZM158 177H159V179L161 178V180L163 177L164 181H166V182L162 181V182L158 183V181H161V180H157V182H156L155 180L158 179ZM169 177H171L172 180ZM194 178H195V182L193 180ZM17 179H14V182L16 181V183H18ZM151 179H152V181L153 180L154 181L153 182L150 181ZM171 181H172V183H171ZM226 181L229 184H227ZM139 182H141L142 188H139V186H140ZM178 182L179 183L182 182L183 184L181 183V185H180ZM196 182H197V184H196ZM148 183L150 185L149 187L147 185ZM155 183H158V184H155ZM130 184L131 183L128 182V185H130ZM171 184H173V187H171ZM158 185H160V186H158ZM166 185H169V187ZM177 185H179V186H177ZM228 185H230L231 187L233 186V188H231ZM143 187L146 189H144ZM152 187L153 188L156 187V188L153 189ZM201 187H202V189H201ZM162 188H163V190H161ZM171 188L174 189L173 190L174 192L172 191ZM179 188H181V189H179ZM190 188L192 191L188 190ZM194 190H196V191H194ZM155 192H158V191L156 190ZM237 192H238V194L240 193L239 194L241 197L240 200H238L239 195L237 194ZM142 193H144V192H142ZM165 193H167V194H165ZM187 193L192 195V196L187 195ZM241 193H242V195H241ZM198 194H199V196H198ZM234 194H236V196ZM243 194L245 196H243ZM204 195H206V196H204ZM210 195H212V196H210ZM253 196H254V198H253ZM175 197H176V199H175ZM183 197H185V198H183ZM187 197H188V199L185 200ZM190 197L192 199L195 198V200H193V205H192V199ZM167 199H170V200L168 201ZM204 199H206V200H204ZM212 199H214V200H212ZM189 200H191V202H189ZM233 200H235L234 201L235 203L233 202ZM236 200H238L239 202H237ZM187 201L191 204L187 203ZM213 201L216 203V205H215V203H213ZM184 202H186V204ZM177 203H179L180 205L178 204V206H177ZM205 204H206V206H205ZM261 204H263L262 205L263 207H261ZM168 205L170 207H168ZM174 205L177 207L175 208ZM183 205H185V206H183ZM202 205L205 206L206 209L204 207H202ZM179 206L184 207V208L178 209ZM217 207L218 208L220 207L219 211L222 210L223 212L221 211L218 213V211H216L218 209ZM175 209H177V212ZM213 209H215V210H213ZM199 210H200V212H199ZM205 211H206V214H205ZM166 212H163V214ZM210 212L212 213V215ZM225 212H229V213H225ZM182 213L180 214L181 216L179 215L180 217H183ZM196 215L198 216V214H196ZM213 215H215V216L213 217ZM211 216H212L214 222H212ZM208 217H209V220H208ZM226 217L228 220L226 219ZM219 218H221V219H219ZM214 219H217L218 221L214 220ZM24 221H25V224H27L28 229L32 230L33 229L32 226L30 229V225H29L30 221L27 219H24ZM219 221H221V222L223 221V222L219 223ZM228 222H229V224H228ZM238 223H240V224H238ZM208 224H210V226L212 228L213 227L218 228V231H217V229H214V228L212 229L210 226H208ZM212 224H214V225H212ZM218 224L219 225L221 224V226H219ZM229 226H231L230 229H229ZM209 227L211 228V231H210ZM203 230L206 232L204 233ZM208 230H209V232H211L216 237L215 240H213L214 239V237H212L213 235L211 233L207 232ZM216 231H217V233H214ZM227 231L228 232L230 231V232L228 233ZM224 232H226V233H224ZM240 232L244 235L243 237L248 236L246 238L247 239L246 241H245V238L242 237V234ZM179 233L180 234L182 233L181 235L177 234L180 236L179 240L181 241L182 236H183V232H179ZM200 233H197V235L194 234L195 236H193V238H192V235H190L191 236L190 237L187 234L186 236H188V237H185V239L186 238L187 239L186 240L183 239V241H185V244L186 243L188 244V242L190 244V241H191V243H193L195 241L196 237ZM185 234H186V232H185ZM185 234H184V236H185ZM204 234L208 235V237L211 236V239H209L207 236H206L207 238L205 239ZM218 234H220V235H218ZM222 234H225V235H222ZM216 235H218V236H216ZM221 235L223 236V238ZM202 236H203V238H202ZM172 237L173 236H170V238H172ZM232 237H233V240L230 241L229 239H232ZM188 238H191V239L188 240ZM201 238L204 239L205 241L207 240L206 243ZM217 238H218V240H217ZM192 239H194L193 242H192ZM208 239L210 241H208ZM152 241L154 242V240H152ZM167 241H168L167 239H164V242H161V243H165ZM174 241H172V243H174ZM176 241H178V240H176ZM170 242H171V240H170ZM195 242H197V241H195ZM216 242H215V244H217ZM228 242L231 245L230 247H229ZM158 243H160V242H158ZM151 244H150V247L155 249L154 243H153V245H151ZM178 244L180 246L182 244L183 247L185 245V244L183 245V242H179ZM163 245L160 244L158 246V247H160V251H161V248L163 247ZM165 245L171 246L170 249H172V245H170V244H165ZM156 246H157V243H156ZM177 246L174 243V247H177ZM233 247L234 248L238 247V248L234 249ZM180 248H179V250H180ZM218 248H219V246L216 248L217 250L214 249L215 253L213 251H211L213 253L212 256L210 253L207 254V256L209 255L208 257L203 256L202 259H206V260H203L202 263L200 261V264H204V263L205 264H212L214 260H215L214 264H216V262H217V264H221L220 261L222 259L220 260V258L223 255V250H218ZM162 249L165 250V247ZM166 249L168 250V248H166ZM183 249H181V251H183ZM228 249H229V251H228ZM185 250L186 249H184V251ZM221 251H222V253H221ZM158 252H157V254H158ZM161 252H162V254H163V252L165 253V251H161ZM161 252H159L158 256H162V254H160ZM171 252H172V250H171ZM171 252L166 251V254L169 253V255L171 257L172 254L175 253V250L173 251L174 253L171 254ZM188 252H187V255H188ZM183 253H186V251ZM183 253H182V255L184 257ZM189 254H194V253L192 252ZM217 254L218 255L220 254L221 256L219 255V257H218ZM177 255H178V253H177ZM213 255H214V259H213ZM164 256L167 257L166 255H164ZM164 256H162V257H164ZM176 257L174 256L171 258H173L175 260ZM178 257L182 258L181 256H178ZM193 257H195V256H192V258ZM209 257L211 258V260L213 259L211 261L212 263L211 262L207 263V262H209L208 259L210 260ZM171 258H170V260H171ZM192 258H189V259H192ZM255 258L257 259V261ZM196 259H198V258H194L192 260L195 261ZM202 259L199 258L198 260H202ZM216 259L217 260L219 259L218 260L219 262L216 261ZM177 260H179V259H177ZM182 261H184V260H182ZM258 261L259 262L261 261V263H259ZM170 262L172 263V261H170ZM170 262H169V264H170ZM181 262H180V264H181ZM197 262H199V261H197ZM183 263L187 264L186 261L182 262V264ZM161 264H168V261L167 262L165 261L164 263H161ZM178 264H179V262H178ZM191 264H193V263H191Z\"/></svg>", "mask_w": 264, "mask_h": 264}]
</instances>
